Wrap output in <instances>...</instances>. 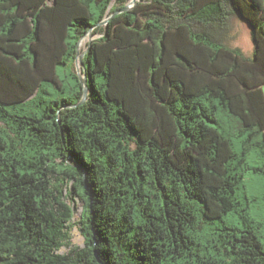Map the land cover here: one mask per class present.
<instances>
[{
	"label": "trees",
	"instance_id": "trees-1",
	"mask_svg": "<svg viewBox=\"0 0 264 264\" xmlns=\"http://www.w3.org/2000/svg\"><path fill=\"white\" fill-rule=\"evenodd\" d=\"M129 1L0 0V264H264L238 197L264 174V0H141L97 25ZM235 16L248 56L224 43ZM91 28L80 103L58 66ZM231 212L244 226L203 249Z\"/></svg>",
	"mask_w": 264,
	"mask_h": 264
},
{
	"label": "rangeland",
	"instance_id": "rangeland-1",
	"mask_svg": "<svg viewBox=\"0 0 264 264\" xmlns=\"http://www.w3.org/2000/svg\"><path fill=\"white\" fill-rule=\"evenodd\" d=\"M141 1V0H136ZM135 1V3H136ZM131 6L135 5L132 3V0L129 1ZM96 36V35H95ZM93 36V38H95ZM89 40H87L86 45L83 46L82 50H84ZM224 43L230 47L240 49L244 55L248 56L253 53V43L251 32L248 24L235 16L233 18L232 25L228 30V34L226 35V39H224ZM76 61L70 62L69 64H59L58 69L59 73L62 75L63 82L66 87L69 89V84L73 81V67H76ZM47 89L50 91V94H46L47 97L56 98L58 96H68V91H62L60 88L53 87L48 82L46 83ZM264 90V84H263ZM18 109L20 106H17ZM241 139L238 138L234 141V149L237 152L241 151ZM248 162L251 167L255 166H263L264 158L263 155L259 152L258 149L252 150L250 155H248ZM245 189L240 188L238 190V197L242 201L244 206H247L250 216H252L256 221L261 222L260 234L261 240L264 244V174L262 172H254L252 170L247 171L245 176ZM83 207L79 206L76 210V215L79 216L81 214ZM232 226V227H243V219L237 213H228L224 215L223 219H215L213 222L204 223L203 226L199 229V243H201L202 248L209 246V242L211 238L218 233L222 227ZM84 236L80 230L74 228L72 231L71 241L73 245H82ZM63 250H68V248L64 247Z\"/></svg>",
	"mask_w": 264,
	"mask_h": 264
},
{
	"label": "water",
	"instance_id": "water-1",
	"mask_svg": "<svg viewBox=\"0 0 264 264\" xmlns=\"http://www.w3.org/2000/svg\"><path fill=\"white\" fill-rule=\"evenodd\" d=\"M135 1L136 0H132V3L135 4ZM129 7H132L131 4H128L126 7H124L123 9L121 10H118V11H115L113 12L111 15H109L108 17L106 16L102 21H100L97 25H100V24H107L108 21L112 18V16H114L116 13L120 12V11H125L126 9H128ZM92 28L90 29V31L88 32L87 35L90 36V40H93V34H92ZM86 36V35H85ZM84 36V37H85ZM83 37V38H84ZM82 38V39H83ZM82 39L79 41L78 43V49H77V58H76V67H77V71L80 75V80L82 81L83 83V87H84V93H83V97H82V100L80 101V103H83L86 101L87 99V96H88V93H89V87H88V75L86 74V71H85V62H84V57L86 55V52L89 48V45H87V47L84 49V50H81V41Z\"/></svg>",
	"mask_w": 264,
	"mask_h": 264
},
{
	"label": "bare ground",
	"instance_id": "bare-ground-1",
	"mask_svg": "<svg viewBox=\"0 0 264 264\" xmlns=\"http://www.w3.org/2000/svg\"><path fill=\"white\" fill-rule=\"evenodd\" d=\"M88 39H90V36H89V35H86V36L82 39L81 44H80V46H81V50H82L83 46L86 45Z\"/></svg>",
	"mask_w": 264,
	"mask_h": 264
}]
</instances>
